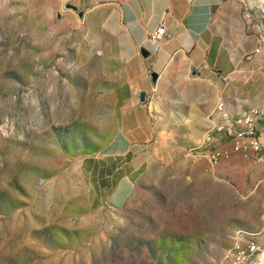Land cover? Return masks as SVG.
<instances>
[{"label":"rangeland","instance_id":"1","mask_svg":"<svg viewBox=\"0 0 264 264\" xmlns=\"http://www.w3.org/2000/svg\"><path fill=\"white\" fill-rule=\"evenodd\" d=\"M49 1L0 0V264H264L256 159L222 165L223 135L217 161L193 153L211 124L187 109L152 111L154 159L125 207L85 204L82 162L117 131L125 89Z\"/></svg>","mask_w":264,"mask_h":264},{"label":"crops","instance_id":"2","mask_svg":"<svg viewBox=\"0 0 264 264\" xmlns=\"http://www.w3.org/2000/svg\"><path fill=\"white\" fill-rule=\"evenodd\" d=\"M49 4V17H58L67 26L81 25L99 41L98 55L116 65L115 78L125 89L118 108L124 117L117 131L101 154L82 162L89 208L127 205L154 159L151 144L161 125L152 111L187 109L195 114L192 127L200 129L220 122L221 106L230 116L245 120L263 112L257 125L258 152L249 147L247 138L219 139L215 151L229 168L250 162L247 156L256 159L254 174L264 203V0H50ZM162 25L165 36L152 42L151 35Z\"/></svg>","mask_w":264,"mask_h":264},{"label":"built area","instance_id":"3","mask_svg":"<svg viewBox=\"0 0 264 264\" xmlns=\"http://www.w3.org/2000/svg\"><path fill=\"white\" fill-rule=\"evenodd\" d=\"M165 36V27L162 25L153 35H151L150 40L154 43H157L162 40ZM259 49L256 51L259 53ZM220 113V122L213 123V128L210 130L209 136L204 139L203 147H198L196 150L192 151L193 153L199 154L205 148L210 149L213 143L215 142L218 135H223L228 139H249V147L253 149L255 152L260 150L261 144L256 134L257 132V124L259 120L263 116V112H260L255 119H249L245 125H235V118L228 116L223 106L219 108ZM207 156L211 161H217L218 155L212 151L207 150Z\"/></svg>","mask_w":264,"mask_h":264},{"label":"bare ground","instance_id":"4","mask_svg":"<svg viewBox=\"0 0 264 264\" xmlns=\"http://www.w3.org/2000/svg\"><path fill=\"white\" fill-rule=\"evenodd\" d=\"M226 113H227L228 116H230V114H229L227 111H226ZM248 120H249V119H248ZM248 120H245V119H243V118H236V119H235V125H245V123H247ZM211 128H213V125L210 126V129H209V131L207 132L206 137L209 136ZM205 139H206V138H205ZM203 144H204V142H203ZM201 147H203V145H202ZM205 150H207V148H205V149L203 150V152H205ZM206 152H207V151H206ZM206 152H205V153H206Z\"/></svg>","mask_w":264,"mask_h":264},{"label":"water","instance_id":"5","mask_svg":"<svg viewBox=\"0 0 264 264\" xmlns=\"http://www.w3.org/2000/svg\"><path fill=\"white\" fill-rule=\"evenodd\" d=\"M66 8L69 9V10H74V11H76V8L73 7V6H71V5H68ZM141 53H142V55H143L144 57H147V56H148V52L145 51V50H143V49L141 50ZM153 77L155 78V76H153ZM140 100H141L142 103L145 102V100H146V96H145L144 93H142V94L140 95Z\"/></svg>","mask_w":264,"mask_h":264}]
</instances>
